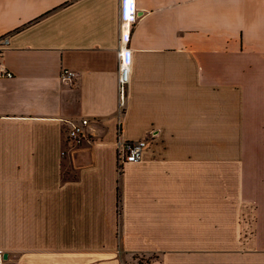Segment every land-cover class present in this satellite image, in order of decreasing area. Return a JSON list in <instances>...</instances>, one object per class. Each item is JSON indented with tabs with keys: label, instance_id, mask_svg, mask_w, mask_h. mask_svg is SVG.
Returning a JSON list of instances; mask_svg holds the SVG:
<instances>
[{
	"label": "crops",
	"instance_id": "crops-1",
	"mask_svg": "<svg viewBox=\"0 0 264 264\" xmlns=\"http://www.w3.org/2000/svg\"><path fill=\"white\" fill-rule=\"evenodd\" d=\"M5 36V264H264V0H0Z\"/></svg>",
	"mask_w": 264,
	"mask_h": 264
},
{
	"label": "built area",
	"instance_id": "built-area-1",
	"mask_svg": "<svg viewBox=\"0 0 264 264\" xmlns=\"http://www.w3.org/2000/svg\"><path fill=\"white\" fill-rule=\"evenodd\" d=\"M122 27L125 30V36H123L122 41L127 43L129 38V28L130 24L135 21V13L127 6H122L121 13ZM10 46V39L8 36L0 38V64L3 59V54L5 50ZM121 64H120V75H119V94H120V106L124 105L127 86L130 82V65L131 56L129 53L122 49L120 53ZM2 77L12 78V74L4 72ZM62 80L71 81L76 78V73L69 70H62L61 74ZM89 124V120H82L80 124L73 125L69 131L68 137L73 145H80L82 140L86 137V128ZM116 147V163L119 172H121L129 164H136L141 162L143 159L144 151L148 147V142L142 141H125L121 138V135L117 137L115 144ZM4 253L0 251V264H5Z\"/></svg>",
	"mask_w": 264,
	"mask_h": 264
},
{
	"label": "water",
	"instance_id": "water-1",
	"mask_svg": "<svg viewBox=\"0 0 264 264\" xmlns=\"http://www.w3.org/2000/svg\"><path fill=\"white\" fill-rule=\"evenodd\" d=\"M4 259L7 260L8 259V255L4 254Z\"/></svg>",
	"mask_w": 264,
	"mask_h": 264
}]
</instances>
